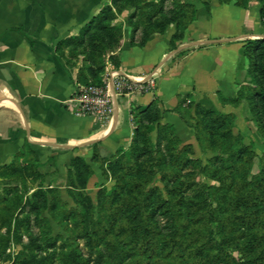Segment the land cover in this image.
Returning a JSON list of instances; mask_svg holds the SVG:
<instances>
[{"label": "trees", "instance_id": "obj_1", "mask_svg": "<svg viewBox=\"0 0 264 264\" xmlns=\"http://www.w3.org/2000/svg\"><path fill=\"white\" fill-rule=\"evenodd\" d=\"M203 1L209 5V0ZM232 1L244 8L258 3L264 28V0H219ZM125 11L126 23L132 27L130 44L144 46L153 34L163 33L175 24L172 49L177 48L176 42L183 38L197 14L191 1H178L177 9L167 12L165 0H111L78 35L58 44L61 54L65 55L68 49L67 61L71 66L82 55L78 74L81 84L103 85L106 63L120 66L117 51L123 27L114 21ZM139 31L141 38L137 41ZM243 47L249 60L248 84L240 86L236 98L223 101L232 104L244 101L264 138V37L247 39ZM194 109L198 142L203 145L205 139L207 148H219L212 162H220L222 168H213L210 174L219 185L198 179L212 167L192 156V145L182 144L173 124L162 122V110L155 102L132 108L135 127L128 147L118 148L110 158L94 152L93 161L100 162L104 176L113 180L111 187L101 186L96 201L85 192L94 173L92 166L82 156H74L68 166L67 192L77 207L67 208L62 203L63 214L74 222L65 239L68 250L60 255L62 264H86L78 248L79 240H85L90 247L107 242L106 258L101 256L97 264H264V211L257 204L264 189V157L259 172L252 173L257 154L233 134L235 115L199 104ZM153 132L157 133L155 141ZM43 166L29 144L11 163L0 165V187L9 185L4 188V197L10 200L8 211L0 213V229H8L7 234L0 233V257L12 238L22 243L15 232L10 233L13 225L17 233L19 225L25 223L17 215L19 209L25 204L36 207L48 194L60 202L59 189L43 188L42 184L33 193L38 196L36 201H25L28 191L25 181L42 183L47 176L41 170ZM53 240L55 244L57 238ZM36 248L41 246L32 237L23 244L17 263L51 264L50 258L38 257Z\"/></svg>", "mask_w": 264, "mask_h": 264}, {"label": "crops", "instance_id": "obj_2", "mask_svg": "<svg viewBox=\"0 0 264 264\" xmlns=\"http://www.w3.org/2000/svg\"><path fill=\"white\" fill-rule=\"evenodd\" d=\"M110 2L0 0V165L11 163L29 144L36 159L54 165L62 180L67 179L72 158L82 156L94 170L90 183L100 166L93 161L95 150L110 158L118 148L127 147L135 127L132 108L152 102L162 110V122L173 124L183 141L195 137L191 106L196 104L233 113L247 126L246 103L223 99L236 98L240 86L248 84L244 41L264 37L256 2L244 8L233 1L209 0L206 6L203 0H193L196 17L176 49L171 45L175 24L138 46L130 44L132 27L126 23L127 14L121 15L114 21L123 24L118 69L138 78L153 75L156 88L117 97L109 123L76 115L78 102L73 97L81 84L82 59L71 66L68 49L63 55L57 47L63 39L78 35ZM140 38L141 31L136 35L137 41Z\"/></svg>", "mask_w": 264, "mask_h": 264}, {"label": "rangeland", "instance_id": "obj_3", "mask_svg": "<svg viewBox=\"0 0 264 264\" xmlns=\"http://www.w3.org/2000/svg\"><path fill=\"white\" fill-rule=\"evenodd\" d=\"M149 1V0H146ZM178 1L189 2L193 0H165V10L171 12L177 9ZM123 14H128L127 11L123 12ZM171 14V13H169ZM118 16L117 20L120 18ZM127 16V15H126ZM127 18V17H126ZM126 20V19H125ZM124 20V21H125ZM117 25H122V23L118 22ZM68 53V51H67ZM82 59V55L79 56ZM194 108V106H193ZM235 115V114H234ZM194 119V133L195 137L193 141H183L181 138L182 144H191L193 147V157L200 159L203 162V165L211 166L212 168L205 174L199 175L198 179L210 185L218 186V182L214 179L210 178L211 170L213 168H222V164L218 161L212 162V158L219 153V148L216 147L214 149H210L206 147V140H203V145H200L196 138V127H195V109L194 115L192 116ZM237 116L235 115L234 119V126L232 128L233 134L238 136L240 141L243 142L245 145L252 146L255 150L257 157L254 159V164L252 166L251 172L257 173L260 170L262 158L264 157V138L258 131L257 124L254 120L251 119L250 115L248 114L247 109V116L245 119L247 121V126L241 121L237 120ZM209 120L208 117L205 118ZM177 134V132H176ZM178 135V134H177ZM157 133L153 132L152 137L153 140H156ZM131 142V141H130ZM190 142V143H189ZM128 147V146H127ZM102 157V156H101ZM226 157V156H225ZM102 158H105L104 156ZM95 167L96 168V176L94 180L88 182L87 188L85 192L89 194L94 201H96V194L97 191L101 188V186H107L108 188L112 186L113 180L110 178H106L102 172L101 164L99 163ZM43 172H46L47 176L42 183L39 180L33 182L31 179L25 181V185L28 187L27 194L25 196L26 200L36 201L38 196H33V193L41 188L40 184H42L43 188H58L59 189V201L57 202L52 199L54 197L48 194L46 198V203L44 201V197L37 202L35 205L36 207H32V205L25 204L21 209L17 211V215L20 218L25 219V223L19 225L17 233H16V225L11 227L10 233L13 235L15 232V236L19 237V241L22 243L16 242V239L12 238L10 244L7 246L5 253L3 256L0 257V264H18L17 263V256L21 252L23 248V244L28 243L32 237H36L37 242L40 244L41 248H36L35 253H37L38 257H48L51 259V264H62L60 259V255L63 252L68 250V247L65 245V239L68 236V229L73 228L74 222L72 219H67L62 208L64 207L62 203L66 204L67 208H74L77 207L73 199L69 196L67 192V179H60L58 177V169L54 165H47L41 168ZM94 174V173H93ZM90 181V180H89ZM160 186L162 184L156 181ZM12 185H16V182H13ZM9 185H2L0 187V213L7 212V207L10 205L9 198L5 200V191L4 188H8ZM55 195V194H54ZM190 194H187L188 196ZM12 194H10V197ZM192 196V195H191ZM51 202L55 203L54 206L51 205ZM264 211V189H261V193L257 204ZM46 204V207L43 208V205ZM15 230V231H14ZM255 231H260L258 229H253ZM245 232H250L249 229H244ZM254 231V232H255ZM1 234H7L8 229L7 227H3L0 229ZM57 238L55 244H53V239ZM248 238V237H246ZM264 239V238H263ZM264 242V240H263ZM78 248L80 250L81 257L87 260L86 264H97L99 258L103 256L106 258V248L107 242L103 241L100 245L90 247L86 245L85 240L78 241ZM232 250V249H231ZM235 255L238 256V252H234ZM126 264V263H125Z\"/></svg>", "mask_w": 264, "mask_h": 264}, {"label": "built area", "instance_id": "obj_4", "mask_svg": "<svg viewBox=\"0 0 264 264\" xmlns=\"http://www.w3.org/2000/svg\"><path fill=\"white\" fill-rule=\"evenodd\" d=\"M155 88L156 78L153 75L133 77L107 64L103 74V85H78L73 97V100L78 102L75 114L95 117L99 122L106 124L113 120L117 97L135 92L146 93Z\"/></svg>", "mask_w": 264, "mask_h": 264}]
</instances>
